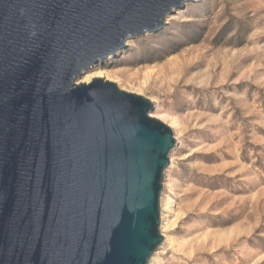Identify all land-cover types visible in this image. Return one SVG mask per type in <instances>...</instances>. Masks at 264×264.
I'll return each mask as SVG.
<instances>
[{"label":"water","instance_id":"95a60500","mask_svg":"<svg viewBox=\"0 0 264 264\" xmlns=\"http://www.w3.org/2000/svg\"><path fill=\"white\" fill-rule=\"evenodd\" d=\"M195 0H0V264H149L177 141L93 77Z\"/></svg>","mask_w":264,"mask_h":264},{"label":"rangeland","instance_id":"374dc122","mask_svg":"<svg viewBox=\"0 0 264 264\" xmlns=\"http://www.w3.org/2000/svg\"><path fill=\"white\" fill-rule=\"evenodd\" d=\"M96 67L175 122L153 264H264V0L186 3Z\"/></svg>","mask_w":264,"mask_h":264},{"label":"bare ground","instance_id":"6f19581e","mask_svg":"<svg viewBox=\"0 0 264 264\" xmlns=\"http://www.w3.org/2000/svg\"><path fill=\"white\" fill-rule=\"evenodd\" d=\"M195 1H198V0H195ZM171 15H169L168 17H170ZM216 38V37H215ZM241 39V38H240ZM129 41V40H128ZM229 41V40H228ZM196 48V47H195ZM200 49V48H199ZM247 49V48H246ZM200 51V50H199ZM234 51V50H233ZM239 51V50H238ZM252 51V50H251ZM194 52V51H193ZM235 52H236V50H235ZM241 52H243V51H241ZM248 52V51H247ZM259 52V51H258ZM192 53V52H191ZM222 53V52H221ZM251 53V52H250ZM233 54V53H232ZM254 54V53H253ZM218 55V54H217ZM227 55V54H226ZM239 55V54H238ZM248 55V54H247ZM252 55V54H251ZM184 57V56H183ZM191 57V56H190ZM198 57V56H197ZM214 56H212V58H213ZM223 57H225V55L223 56ZM231 57V56H230ZM202 58V57H201ZM200 58V59H201ZM211 58V59H212ZM226 58V57H225ZM233 58V57H232ZM232 58H230V59H232ZM236 58V57H235ZM239 58H241V57H239ZM186 59V58H185ZM184 59V60H185ZM229 59V60H230ZM242 59V58H241ZM171 60V59H170ZM229 60H227V61H229ZM233 60V59H232ZM248 60V59H247ZM179 61V60H178ZM197 61V60H196ZM199 61V60H198ZM201 61V60H200ZM211 61V60H210ZM216 61V60H215ZM226 61V62H227ZM235 61V60H234ZM219 63V62H218ZM180 64V63H179ZM217 65V64H216ZM219 65V64H218ZM226 65V64H225ZM97 66V65H96ZM96 66H93L89 71H87V72H85V73H83L82 74V76L80 77V79L78 80V82H87V81H89V79H91V78H93V77H95V75H96V73L97 72H91V70L93 69V68H95ZM231 66V65H230ZM233 66H234V64H233ZM227 67V66H226ZM97 68V67H96ZM183 68V67H182ZM191 69V68H190ZM225 69V68H224ZM229 69V68H228ZM97 70V69H96ZM185 70V69H184ZM230 71V70H229ZM184 72V71H183ZM226 74V73H225ZM230 76H231V74H230ZM229 76V77H230ZM98 77V76H97ZM228 77V78H229ZM238 81V80H237ZM235 82V81H234ZM240 82V81H239ZM242 83V82H241ZM239 85V84H238ZM237 86V85H236ZM156 106L154 105V108H155ZM151 115L152 116H155V117H158V118H160V119H162L161 118V116H164V117H166L167 118V116L166 115H156L155 113H154V110L151 112ZM162 120H164V119H162ZM169 126H171V127H173L174 126V124H175V122L173 121V119L172 118H169V116H168V119H167V121H165ZM165 204V198L162 196V198H161V205H162V207H163V205ZM164 224H165V222H163V218H162V220H161V228H163L164 227ZM167 224V223H166ZM165 228V227H164ZM149 264H153V261H152V258H151V260H150V262H149Z\"/></svg>","mask_w":264,"mask_h":264}]
</instances>
